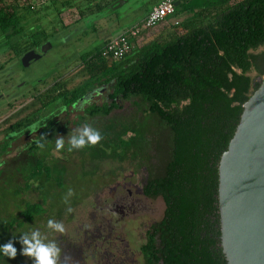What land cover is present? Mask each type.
Returning a JSON list of instances; mask_svg holds the SVG:
<instances>
[{"label":"trees","instance_id":"1","mask_svg":"<svg viewBox=\"0 0 264 264\" xmlns=\"http://www.w3.org/2000/svg\"><path fill=\"white\" fill-rule=\"evenodd\" d=\"M93 1L89 0L86 8L90 13ZM179 1L174 16L188 15L170 24L163 35L133 48L118 61L100 56L109 38L99 40L81 53L82 71L87 77L79 85L72 89L62 86L64 90L56 97L34 96L44 114L39 117L40 110L36 109L2 132L0 167L8 169L11 160L25 152L28 158L13 171L21 175L25 185L12 197H19L22 190L35 189L43 201L53 200L58 194L61 206L66 207L87 195L77 194L78 188L89 186L103 161L114 163L139 155L153 172L147 194L161 197L165 204L162 218L153 225L154 236L145 247L149 263L227 264L220 245L217 169L239 121L242 104L259 85L250 72L264 75V50L254 52L264 46V0ZM111 3L97 1L95 10ZM35 4L36 0H0V45L9 47L14 57L48 37L44 26L33 23L39 16L40 4ZM45 4L58 15L76 2L47 0ZM79 12L83 18L84 10ZM8 61L0 62V68ZM99 81L106 82L113 93L108 104L87 113L107 118L99 130L106 140L79 149L81 170L67 178L64 166L52 153V117L43 115L52 114L58 99L66 107ZM120 98L129 102V110L112 113L119 107ZM39 118L49 123L25 143L16 157L3 158L23 134L42 124L31 129ZM16 203L23 221L31 222L48 211L37 202ZM15 223L20 225L22 221L14 216L9 226Z\"/></svg>","mask_w":264,"mask_h":264},{"label":"rangeland","instance_id":"2","mask_svg":"<svg viewBox=\"0 0 264 264\" xmlns=\"http://www.w3.org/2000/svg\"><path fill=\"white\" fill-rule=\"evenodd\" d=\"M11 1V0H7ZM104 4L106 1L112 2V4H120L116 9L110 10L107 7L102 8L101 10H95V3ZM159 0H95L91 2V7L95 10L93 12L87 10L89 0H75L76 5L65 9L60 12V14H54L53 10H49L47 4L43 3L38 5L37 9L39 11V16L33 22L36 25L44 26V29L47 32V36L53 35L51 39V48L47 50L48 54L45 57L40 59H34L31 67L22 66L19 63H10L7 62L4 68H0V145H2L3 131L15 121L22 119L24 117L32 115L36 109L41 107L39 101H34V90L25 91L16 97L10 96L12 93L11 88L15 86L21 75H26L27 78H37L45 74L49 68L53 67L55 64L58 66L57 72H60L57 77L59 79L66 80L68 83L67 87L77 84L82 78H85L83 74V63L80 61V56L83 51L91 48L93 45L98 43L99 40L110 38L113 34L119 32L121 27H126L131 25L144 11L150 8L152 5L157 3ZM79 10H84L83 18L80 15ZM87 15V16H86ZM188 14H179V17H186ZM176 16L168 17L166 22L160 24L153 29L146 32V35L143 40L136 42V45L139 47L142 43L149 41L154 38L155 32L164 27L170 26L175 21ZM79 19V20H78ZM143 35V36H144ZM147 36V37H146ZM0 42H3L0 40ZM136 46H134L135 48ZM3 48V49H2ZM9 48V47H8ZM2 47L0 45V62L3 63L4 59L11 56V49ZM264 50V46H261L254 50V52H260ZM31 61V60H30ZM29 63V61H28ZM60 65V66H59ZM24 72H23V71ZM23 72V73H22ZM251 77L254 81H261L264 75L259 76L255 71L250 72ZM47 77V76H46ZM57 79V80H59ZM44 80V79H42ZM54 79L51 76L45 78L42 82L34 83L36 89L39 92H42L43 89L50 86ZM13 90V89H12ZM2 95V96H1ZM124 111L129 110V102L124 101ZM39 117L44 114L45 110L39 109ZM75 112L72 113H62L59 116H56L54 119L59 121L69 120L66 128L56 129L55 133H51V136L56 139L63 137L64 141L67 144L64 145V154H59V151L53 149V155L58 159V163L64 166L66 170L67 178L74 177L78 175L81 168V161L78 150H73L71 152L67 151L68 148V138L73 134L74 130L81 127L83 124L78 125L77 123H82L81 120L74 117ZM43 121V118H39L31 125V129H34L38 126L39 123ZM77 122V123H76ZM36 133H31L27 135L26 133L18 139L16 145L10 146V153L3 158L13 159L16 157L17 153L24 147L25 143L29 140L30 137H35ZM28 155L25 152H21L18 157L14 160H11L10 165L6 166L8 169L6 173L0 176V237L6 238L12 236L17 237L13 240V247L16 248L17 254L14 259H9L4 257L6 260H11L13 264H18L21 256V245L18 243V238L23 232H28L33 228H40V230L45 233L48 230L45 225L49 219L61 222L64 225L63 233H52L48 236V239L55 240L57 242V237L59 235H65L69 233L70 237L77 236L78 233H81L82 229L80 228L83 223H87L90 220L89 209L91 207L92 199L96 198L90 192L87 198L83 201L77 203L71 211L64 213L61 218H55V215H50L48 220L46 217L36 218L34 221L25 223V226L22 228L16 229V225L11 229H8L7 226L12 221L13 217H19L18 211H13V206L16 201L24 200L29 202L38 201V191L35 189L22 190L20 195L17 198L12 197V193L18 189V187L23 188L25 185L24 180L21 175L15 174L13 169L17 167L20 162L26 160ZM116 165L113 162L105 161L103 163V168H109ZM104 169V170H105ZM11 174V175H9ZM9 175V176H8ZM8 176V177H6ZM11 176L13 178H11ZM4 184V185H3ZM35 185V184H34ZM33 185V187H34ZM69 188L68 191L69 192ZM77 194H83L90 190V186H81L78 188ZM87 196V195H86ZM85 196V197H86ZM10 203V204H9ZM150 210L147 212L144 220L149 219H160L163 214L164 204L160 198L154 201H148ZM154 210L152 213L151 211ZM12 212V214H11ZM22 219V218H21ZM13 229V230H12ZM69 231V232H68ZM0 245H2L0 241ZM22 257V256H21ZM24 259L28 260L29 264H32V259L25 257Z\"/></svg>","mask_w":264,"mask_h":264},{"label":"flooded vegetation","instance_id":"3","mask_svg":"<svg viewBox=\"0 0 264 264\" xmlns=\"http://www.w3.org/2000/svg\"><path fill=\"white\" fill-rule=\"evenodd\" d=\"M53 36L54 34L48 36L47 39L39 43L37 46L24 50L18 56L14 57V55H11L6 59H9L8 62L12 64H21L19 60L25 52L30 50L39 52V47L47 41L51 42ZM47 54L48 52L46 50L42 55L40 54L41 56L38 59L41 57L43 59ZM80 61H83L82 56H80ZM32 62L33 60H31L26 67L30 68L32 65L30 63ZM57 68L58 66L55 64L53 67L49 68L45 74L32 79L27 78L26 75H21V77L16 80L17 83L15 86L11 88L12 93L10 96L16 97L17 95L30 90H34V93H38V95L44 96V94H54L55 97L59 96L64 90V88L61 87L64 85L66 87L68 82L59 79L60 76L57 77L60 73L57 72ZM46 76H51L54 80L50 83L49 87H46L42 92H39L34 86V83L43 82L45 78H47ZM84 77L87 76L85 75ZM81 81L66 88L72 89L74 86L79 85ZM112 93L113 90L110 89L106 82L99 81L91 84L82 97L66 107L60 102V99H58V103L55 105L56 107L52 114H50V112L47 115H43V117H52V129L50 133H55L56 129L61 130L68 125L69 120L62 122L54 119L56 116H59L62 113L72 112H75L74 117H78L77 119L82 121V123L76 122L78 125L88 123L98 131L103 129L104 122H106L105 120L107 118L104 116L102 117L99 114L89 116L87 110L99 109L102 108L105 103L108 104ZM36 95L37 94H34L33 96ZM85 101L87 102L85 103ZM117 105H119V107L113 109L112 113H123L124 100L121 98L118 99ZM108 116L109 115H107V117ZM47 123H49V121L44 120L35 130H28L26 134H37L38 132H41ZM50 138H53L55 143L56 138L53 136ZM122 138L124 137L122 136ZM33 139L34 137H30L28 141H32ZM102 140H106V138H102L100 141ZM65 144H67V142H65ZM59 154H64V148L63 152H60L59 150ZM104 162L105 161L99 164L97 174L89 183L90 190L87 191V196H84L81 199V201H83L87 198L88 195H90V192L94 195L96 194V198L92 199L93 203L89 209L90 220L80 226L82 231L81 233H78L77 236L70 237L69 233H66L65 235H59L57 237L56 244L61 250L57 264H151L146 257L145 247L149 242L150 236L152 234L154 236L153 225L162 217L158 220H144V218L150 210L148 201H154L160 198L164 204L161 197H151L146 192L149 185L150 174L153 172L148 164H144L141 161L139 155H136L134 159L129 158L128 160L116 161L114 162L116 165L109 167L108 169L103 168ZM5 171H7V169H4L1 166L0 176L5 174ZM37 203L42 204L43 207H48V211L43 214L47 220L50 215H55V218H61L69 208L72 209L76 205H72L70 202L66 207H62L58 194L53 200L47 199L46 201H43L39 191ZM52 205L53 207L51 208ZM15 210L14 205L12 212ZM16 211L19 212V210ZM153 211L154 210H152L151 213ZM0 214L4 215L3 213ZM43 215L38 218L44 219L45 217ZM20 220L22 221L20 225L15 223L16 229L22 228L25 226V223H29L23 221L21 218ZM13 226L8 225L7 228L11 229ZM12 235L13 234H10V237L7 238L12 239ZM0 241L3 245L9 240L0 237ZM21 256L20 259L22 261H19L18 264H29L28 260L24 259V256ZM3 259L6 261V264H13L11 260H6L4 257Z\"/></svg>","mask_w":264,"mask_h":264},{"label":"water","instance_id":"4","mask_svg":"<svg viewBox=\"0 0 264 264\" xmlns=\"http://www.w3.org/2000/svg\"><path fill=\"white\" fill-rule=\"evenodd\" d=\"M119 5L111 3L107 9ZM51 46L47 41L39 52H25L21 65L27 66ZM217 173L220 245L226 263L264 264V77L242 104Z\"/></svg>","mask_w":264,"mask_h":264},{"label":"clouds","instance_id":"5","mask_svg":"<svg viewBox=\"0 0 264 264\" xmlns=\"http://www.w3.org/2000/svg\"><path fill=\"white\" fill-rule=\"evenodd\" d=\"M87 101H85L86 103ZM102 139L101 133L93 128L90 124L85 123L81 127L74 130L73 134L68 138L67 151L71 152L74 149H83L86 146L96 145ZM65 141L63 137H59L55 141V150L59 151L64 148ZM43 147V145H39ZM71 190L68 195L71 196ZM68 211H71L69 208ZM48 230L43 233L40 228L30 229L28 232H23L18 238V243L21 247V255L31 258L32 264H57L60 256V248L57 246L55 240L48 239L52 233H63L64 225L61 222L49 219L45 225ZM17 237L12 236L7 243L0 245V264H6L3 257L14 259L17 250L13 247L12 241Z\"/></svg>","mask_w":264,"mask_h":264},{"label":"built area","instance_id":"6","mask_svg":"<svg viewBox=\"0 0 264 264\" xmlns=\"http://www.w3.org/2000/svg\"><path fill=\"white\" fill-rule=\"evenodd\" d=\"M47 0H36L43 4ZM176 0H161L152 6L145 17L134 25L110 37L103 45L100 56L108 61H118L126 57L144 33L166 22L168 17L175 14Z\"/></svg>","mask_w":264,"mask_h":264},{"label":"crops","instance_id":"7","mask_svg":"<svg viewBox=\"0 0 264 264\" xmlns=\"http://www.w3.org/2000/svg\"><path fill=\"white\" fill-rule=\"evenodd\" d=\"M159 1H161V0H159ZM159 1H158V2H159ZM158 2H157V3H158ZM157 3H155V4H157ZM155 4H154V5H155ZM154 5H152V6H154ZM152 6H151V7H152ZM151 7H150V8H151ZM150 8H148L146 11H144V12H143V13H142V14H141V15H140V16H139V17H138V18H137V19H136L131 25L124 27L123 30L126 29V28H128V27H130V26H132V25H134L135 23L139 22L141 19H143V18L145 17V15L147 14V12L149 11ZM182 17H183V16H182ZM182 17H178V16H176L174 19H175V20L177 19V20L179 21V20L182 19ZM78 20H79V19H78ZM168 28H169V26L157 30V31L155 32V35H154V36L156 37L157 35H163V34L166 32V30H167ZM120 31H122V30H120ZM120 31H119V32H120ZM119 32H117V33H119ZM117 33H116V34H117ZM147 34H148V32H147ZM113 35H115V34H113ZM113 35H112V36H113ZM143 35H144V34H143ZM145 35H146V33H145ZM145 35L142 36V39H141V40L144 39ZM112 36H111V37H112ZM146 37H147V36H146ZM135 46H136L135 49L138 48L137 45H135Z\"/></svg>","mask_w":264,"mask_h":264}]
</instances>
